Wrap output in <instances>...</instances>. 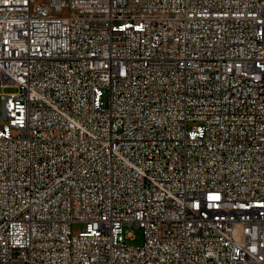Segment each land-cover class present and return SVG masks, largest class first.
I'll return each instance as SVG.
<instances>
[{"label": "built area", "instance_id": "1", "mask_svg": "<svg viewBox=\"0 0 264 264\" xmlns=\"http://www.w3.org/2000/svg\"><path fill=\"white\" fill-rule=\"evenodd\" d=\"M0 84V264H264V0H0Z\"/></svg>", "mask_w": 264, "mask_h": 264}, {"label": "rangeland", "instance_id": "2", "mask_svg": "<svg viewBox=\"0 0 264 264\" xmlns=\"http://www.w3.org/2000/svg\"><path fill=\"white\" fill-rule=\"evenodd\" d=\"M17 91V87L15 86H6L3 87L2 84H0V93L2 92H15ZM104 100H105V104H107L108 102V95L105 94L104 96ZM0 101H1V97H0ZM73 232L75 234L79 233L82 229H83V224L78 222V223H74L73 226ZM133 239H127L128 243L130 245H142L144 243V230L141 227H134L133 228ZM7 264H23V262L21 260H9L7 262Z\"/></svg>", "mask_w": 264, "mask_h": 264}]
</instances>
